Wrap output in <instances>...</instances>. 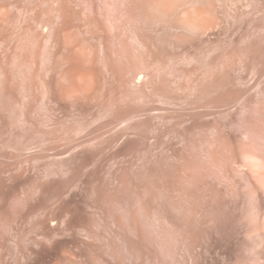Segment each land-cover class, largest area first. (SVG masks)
Here are the masks:
<instances>
[{
  "label": "rangeland",
  "instance_id": "1",
  "mask_svg": "<svg viewBox=\"0 0 264 264\" xmlns=\"http://www.w3.org/2000/svg\"><path fill=\"white\" fill-rule=\"evenodd\" d=\"M179 261L264 264V0H0V264Z\"/></svg>",
  "mask_w": 264,
  "mask_h": 264
},
{
  "label": "bare ground",
  "instance_id": "2",
  "mask_svg": "<svg viewBox=\"0 0 264 264\" xmlns=\"http://www.w3.org/2000/svg\"><path fill=\"white\" fill-rule=\"evenodd\" d=\"M191 19H193V18L191 17ZM194 19H195V18H194ZM186 20H187V19H186ZM189 20H190V19H189ZM186 22H187V21H186ZM193 22H194V21H193ZM193 22H192V24H193ZM208 22H209V21H208ZM210 22H211V21H210ZM210 22H209V23H210ZM194 23H195V22H194ZM195 24H196V23H195ZM198 24H199V23H198ZM193 25H194V24H193ZM196 25H197V24H196ZM196 25H195V26H196ZM188 26H190V25H188ZM195 26H194V27H195ZM199 26H200V25H199ZM199 26H198V27H199ZM184 202H185V201H184ZM179 203H180V202H179ZM172 204H173V202H172ZM183 204L185 205V203H183ZM183 204L181 203L180 205H183ZM174 205H175V203H174ZM174 205H173V206L171 205V206L174 208V207H175ZM178 206H179V205H178ZM178 206H177V208H179V210H180L179 213H180V214H181V212H182V213H185L186 211H189V209H190V211H191V209L194 207V206H191L192 208H189V209H188V208H185L186 206H183V207H181V206L178 207ZM177 212H178V211H177ZM192 212H195V211H192ZM179 213H178V214H179ZM190 213H191V212H190ZM185 214H186V213H185ZM187 214H188V213H187ZM187 214H186V215H187ZM183 215H184V214H183ZM180 216H181V215H180ZM182 217H184V216H182ZM187 217H188V215H187ZM189 217H190V216H189ZM130 219H131V218H130ZM130 221H133V220H130ZM179 234H180V233H179ZM182 235L185 236V234H182ZM178 236H179V235H178ZM180 236H181V234H180ZM184 236H182V237H183V240H184ZM179 238H180V237H179ZM181 239H182V238H181ZM181 239H180V240H181ZM186 239H187V238H185V241H186ZM120 240H122V239H120ZM178 240H179V239H178ZM183 240H181V241L184 242ZM126 241H127V239H126ZM126 241H125V242H126ZM121 242H122V241H121ZM186 242H187V241H186ZM123 243H124V241H123ZM128 243H129V242H128ZM128 243H126V244H128ZM179 243H181V242H179ZM188 243H189V242H188ZM188 243H187V244H188ZM182 244H185V242L182 243ZM187 244H186V245H187ZM177 245H178V244H177ZM186 245L182 248V250L179 249V252H180V250H181L184 254L187 253V254H186V255H187V258H191V257H192V256H191V247H187ZM189 245H191V244L189 243ZM120 246H121V245H119V248L122 247V246H121V247H120ZM125 246H127V245H124V248H128L129 251H130V248H131V247H125ZM192 246H193V245H192ZM177 247H178V246H177ZM132 248H133V247H132ZM179 248H181V246H180ZM192 248H193V247H192ZM133 249H135V248H133ZM176 249H177V248H176ZM125 252L128 253L127 249L125 250ZM125 252H124V249H123V254H124ZM131 252H132V251H131ZM131 252H129V253L131 254ZM138 252H139V251L136 250V253H138ZM121 253H122V251H121ZM133 253H134V252H133ZM133 253H132V255H133ZM192 253H193V252H192ZM123 254H122V255H123ZM177 254H179V253H177ZM188 254H189L190 257L188 256ZM122 255H121V256H122ZM124 255H126V254H124ZM142 255H143V254H142ZM144 255H145V254H144ZM148 255H149V254H148ZM193 255H194V254H193ZM126 256H127V258H128L129 255L127 254ZM126 256H122V257H124V259H127V258H125ZM134 256H136V254H134ZM134 256H133V257H134ZM140 256H141V253H140ZM179 256H180V254H179ZM182 256H185V255H182ZM133 257H129V259H132ZM147 257H148V256H147ZM150 257H151V256H150ZM180 257H181V256H180ZM152 258H153V256H152ZM154 258H155V257H154ZM149 259H150V258H149ZM149 259H148V260H149ZM185 259H186V256H185ZM193 259H194V257H193ZM193 259H191V260H193ZM151 260H155V259H151ZM180 260H181V259H180ZM183 260H184V257H183ZM183 260H182V262H183ZM185 261H186V260H185ZM149 262H150V261H149ZM179 262H180V261H179ZM187 262H188V261H187ZM187 262H185V264H186ZM180 263H181V262H180ZM194 263H195V262H194ZM194 263L192 262V264H194ZM149 264H150V263H149ZM181 264H182V263H181Z\"/></svg>",
  "mask_w": 264,
  "mask_h": 264
}]
</instances>
